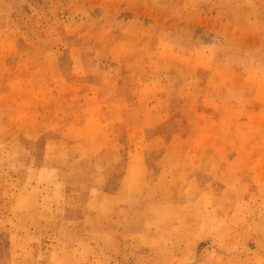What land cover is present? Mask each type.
I'll list each match as a JSON object with an SVG mask.
<instances>
[{
    "label": "rangeland",
    "instance_id": "obj_1",
    "mask_svg": "<svg viewBox=\"0 0 264 264\" xmlns=\"http://www.w3.org/2000/svg\"><path fill=\"white\" fill-rule=\"evenodd\" d=\"M0 264H264V0H0Z\"/></svg>",
    "mask_w": 264,
    "mask_h": 264
}]
</instances>
